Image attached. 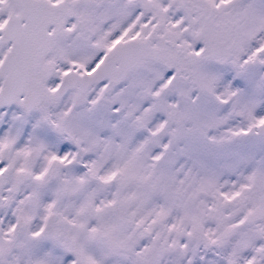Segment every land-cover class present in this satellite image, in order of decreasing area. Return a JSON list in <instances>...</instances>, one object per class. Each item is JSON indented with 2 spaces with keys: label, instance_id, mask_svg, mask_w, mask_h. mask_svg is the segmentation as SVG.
Wrapping results in <instances>:
<instances>
[{
  "label": "rangeland",
  "instance_id": "obj_1",
  "mask_svg": "<svg viewBox=\"0 0 264 264\" xmlns=\"http://www.w3.org/2000/svg\"><path fill=\"white\" fill-rule=\"evenodd\" d=\"M203 1L235 22L234 52L225 64L201 60L167 72L145 63L113 89L72 90L29 113L0 107V167L7 165L8 140L23 138L28 142L17 144L15 166L35 174L21 232L7 220L10 179L0 176V264H264V136L242 133L264 118V0ZM181 3L78 0L48 55L54 72L47 86L66 68L92 67L134 31L121 29L133 14L141 18L136 33L194 47L195 26ZM15 10L0 0V23ZM5 49L0 42V59ZM61 130L81 142L80 151L101 146L93 168L98 173L111 163L99 174L114 173L109 192L91 184L69 155L55 158L62 168L53 180L48 151L35 163L20 157L31 144L45 151L53 140H68ZM88 185L95 198L103 192L98 200L105 208L117 190L125 209L124 220L103 210L100 223L110 230L103 242L91 237L85 217ZM182 229H193V237L177 236Z\"/></svg>",
  "mask_w": 264,
  "mask_h": 264
},
{
  "label": "water",
  "instance_id": "obj_2",
  "mask_svg": "<svg viewBox=\"0 0 264 264\" xmlns=\"http://www.w3.org/2000/svg\"><path fill=\"white\" fill-rule=\"evenodd\" d=\"M8 1L17 12L7 15L0 26V40L8 44L0 59V107L15 105L26 113L42 101L60 100L74 88L84 91L101 82L111 86L120 84L130 72L148 61L161 64L169 72L179 64L175 63L177 56H181L187 62L185 64L205 60L223 65L234 52L235 22L220 17V10L214 4L182 0L181 7L190 16L189 24L197 26L190 31L193 42L200 44L197 50L184 51L175 41L163 36L155 37L154 47L146 39L130 38L117 44L103 60L87 70L64 69L57 83L48 88L46 85L53 65L44 62V57L61 34L62 19L71 16L78 0ZM259 51L264 55V42ZM243 134L264 136V118L248 125ZM22 174L23 179L29 177ZM176 235L191 239L194 230L182 229ZM93 236L100 241L107 238L101 230H96Z\"/></svg>",
  "mask_w": 264,
  "mask_h": 264
},
{
  "label": "flooded vegetation",
  "instance_id": "obj_3",
  "mask_svg": "<svg viewBox=\"0 0 264 264\" xmlns=\"http://www.w3.org/2000/svg\"><path fill=\"white\" fill-rule=\"evenodd\" d=\"M48 1H54V0H48ZM208 4H212V3H208ZM143 5H144L143 2H141V4H140L141 8H143L142 7ZM13 7H15V6H13ZM73 8H72V13H73ZM15 9H16L15 12H17V8L16 7H15ZM15 12H13V13H15ZM13 13H8L7 15L13 14ZM6 16H5V18H6ZM71 16H72V14H71ZM220 17L229 18L224 13H222L221 11H220ZM5 18L0 23V26H2L4 24ZM69 18H66V19H62L61 18L62 19L61 34L63 32L64 21L68 20ZM189 19H190V16H189ZM122 23L123 24H122L121 29L123 31H126V30L130 31L132 28H134V31L131 32L130 34L128 33V34L124 35L122 38H117V42H115L113 45H111V47L108 49V51L98 61L103 60V58L117 44L121 43L124 40L130 39V38H132V39H141V40L142 39H146V40H148L149 45L152 46V47H154V45H156V41H155V37L156 36H163L165 38H169V37H166V36H164L162 34H154V32H152V31H148V32H146V33H144L142 35L140 33H136V31L139 30L138 28H140L141 18H139V16L135 15V14H133L129 18H125ZM196 28H197V26H195L192 30H194ZM49 29H50V27L47 30H49ZM58 37L59 36H57L55 38V40H54V42L52 44V48H53L54 44L56 43V40H57ZM190 37H191V35H190ZM173 41L176 42V40H173ZM0 42H1V40H0ZM176 43L178 44V42H176ZM178 45L180 47H182L180 44H178ZM194 45L195 46L192 47V48L191 47H189V48L182 47V48H183L184 51L197 50L198 48H200V44L194 43ZM5 46L7 48L8 44H5ZM52 48H51L50 52L52 51ZM50 52L44 57V62L52 64V61L48 59V55L50 54ZM98 61H96V62H98ZM96 62H94V63H96ZM145 63H154V62L153 61H148V62H145ZM175 63H179L177 65L179 67L181 65V63H187V62L181 56H177L176 59H175ZM190 63H194V62H190ZM52 65H53V71H52V74H53V72H54V64H52ZM51 77H52V75L50 76L48 81L51 79ZM58 78H59V76H58ZM58 78H57L55 84L57 83ZM122 84H123V82L120 83V84H117L115 86H111L109 84H106L105 82H101V83H99L97 85H91V86L105 85L106 87H108L110 89H113V88L119 87ZM90 87H88L87 89H89ZM72 90L80 91L78 88H74ZM72 90L68 91L67 93L71 92ZM49 101H51V100H49ZM57 101H59V100H57ZM42 102H47V101H42ZM42 102H40L38 105H40ZM12 106H15V105H12ZM12 106H2V107L8 108V107H12ZM22 111L25 112L24 110H22ZM254 124H252V125H254ZM25 131H26V129L24 130V132ZM22 132H23V130H22ZM61 132H62L61 135H64V136L67 135L68 136L67 137L68 140H62V141L61 140L60 141L53 140V141L50 142V144L48 146V149L45 150V151H43L38 145L31 144L28 148L26 147L22 151L20 157L23 160L27 161L28 163H35V162L39 161V159L41 158L42 154H44V153L46 154L47 151H48L49 152L48 153V158H54V160H55L54 165L51 168H49L48 175H47L49 180H53V178L55 177L54 175L57 173V171H59L60 168H62V165H60L59 161H57L55 158L63 157L62 159H65L69 155V160H68L69 163L71 165H75L79 172L82 171L84 174H86L87 178L91 181L90 182L91 184L100 183L102 188L103 189H107V190L112 188V187H114L115 186L114 173H110L107 177H104V178L99 176V174L104 173L103 171H105L107 169L109 170V168L111 166V163L109 165V162H108L106 165L101 167V170H99L98 173H95L94 168H93L94 162H95L96 158H98V155L100 154L98 149H100L101 146H94V145L90 146V147L88 146L89 149H87L85 152L84 151H80V147L82 146V145H80L81 142L80 141H76L73 138V135L66 134L65 130H61ZM242 133H243V131H242ZM259 136H263V135H259ZM21 137L22 136L20 135L19 138H21ZM27 142L28 141L24 140L23 138L16 140L15 137H13L12 139L8 140V147L6 149V162H7V165L0 167V176L6 177L7 179H10V181H9L7 187H6V191L8 192V198H7V214L8 215H7V220L8 221L10 220V222L12 224V227H13V230L15 232H21L26 227V219L22 215L23 212L27 211V204H26L27 200H25L26 202L24 201V195L29 193V191H30L27 183L31 182L34 179V176H35V174L30 169V166H27V167H24V168H16V166H15V158H16V153H17L15 149L17 148V144H19V143H24L25 144ZM105 147H108L110 152L113 149V148H110V146H105ZM123 155H124V153H122L121 156L123 157ZM108 156L112 157L111 155H108ZM112 163L114 164V163H116V161L112 162ZM119 163H120V161H119ZM22 173L26 174V175H29V177L27 179H23V176H21ZM41 184H42V182H41ZM88 186H90V187H86L84 189V191H87V193L89 194V198L86 201V207L84 208L85 217H86L87 223L91 224L93 226V229L91 230V237L95 241L103 242V241L108 239V235L110 233V230H107L100 223L101 214H102L103 210L105 209V211L108 213V215L110 217H112L113 219H115V220H124L123 213L125 212V209L123 207H121L120 198H119V192H117V190H114L112 199H111V201L108 200V207L105 208V206H107V205H105V202L103 201V203L101 204L100 203L101 201H99L103 192L102 191L99 192L98 193L99 194L98 197L95 198L93 185H88ZM108 192H109V190H108ZM95 205L97 206L96 210L94 209ZM96 230H101V231L105 232L107 234V238L105 240H102V241L95 239L93 234H94V232ZM79 231H81V228H79ZM61 234H62V231L60 230V231H58L55 234V236L57 238H59L61 236Z\"/></svg>",
  "mask_w": 264,
  "mask_h": 264
}]
</instances>
